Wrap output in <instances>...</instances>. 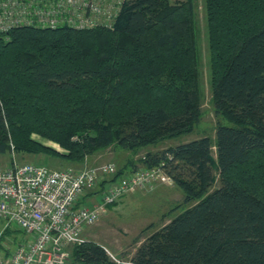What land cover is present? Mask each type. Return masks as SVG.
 I'll use <instances>...</instances> for the list:
<instances>
[{
    "label": "trees",
    "instance_id": "obj_1",
    "mask_svg": "<svg viewBox=\"0 0 264 264\" xmlns=\"http://www.w3.org/2000/svg\"><path fill=\"white\" fill-rule=\"evenodd\" d=\"M193 2L128 0L110 30L0 34V156L77 166L110 146L134 152L192 134L202 117ZM204 8L215 137L141 159L144 169L163 165L186 208L129 264H264V0H204ZM71 258L115 264L89 241Z\"/></svg>",
    "mask_w": 264,
    "mask_h": 264
},
{
    "label": "built area",
    "instance_id": "obj_2",
    "mask_svg": "<svg viewBox=\"0 0 264 264\" xmlns=\"http://www.w3.org/2000/svg\"><path fill=\"white\" fill-rule=\"evenodd\" d=\"M128 0H0V34L22 27L75 30L113 29ZM112 164L81 170L31 163L0 168V264H70V250L83 233L129 192L154 181H172L162 164L111 182L97 197L99 176L115 174ZM14 225L23 237L9 238ZM6 241L16 243L8 246Z\"/></svg>",
    "mask_w": 264,
    "mask_h": 264
},
{
    "label": "rangeland",
    "instance_id": "obj_3",
    "mask_svg": "<svg viewBox=\"0 0 264 264\" xmlns=\"http://www.w3.org/2000/svg\"><path fill=\"white\" fill-rule=\"evenodd\" d=\"M170 1L176 3L184 0ZM193 7L197 26L196 40L199 54L197 70L198 82L202 93V117L192 134L164 141L156 146L141 148L134 152L110 146L85 157L82 165L77 166L44 155L11 153L0 156V168H7L16 162L18 164L31 163L54 169H73L77 171L84 167L97 168L106 164H112L115 167V173L119 170L125 171V175L122 176L123 178L129 176L133 172V168H136L137 171L146 170L140 161L149 152L154 153L165 150L203 136H207L213 141L217 119L214 116L211 104L209 50L204 0H194ZM32 138L57 150H61L57 145L44 141L37 135H32ZM212 154L215 157L214 149ZM131 163H133L132 166H129ZM113 176L114 174L99 176L93 192H98L102 184L105 185L103 188L105 189L111 183ZM218 186L219 183H216L212 189ZM97 195V193L90 194L86 199L92 200ZM182 199V192L174 185L173 181L168 183L154 181L148 186H142L129 192L121 200L113 204L94 225L85 229L83 238L85 241L93 242L104 248L113 263L129 264L130 259L146 237L159 230L169 219L178 215L181 210L186 208V206L182 205ZM177 206H181V208L175 209ZM7 236L9 238H16L17 240L23 237L14 225L10 227V232ZM15 241L11 242L5 239V243L8 246H13L16 243ZM70 252H72V249ZM71 259L70 256V264Z\"/></svg>",
    "mask_w": 264,
    "mask_h": 264
}]
</instances>
